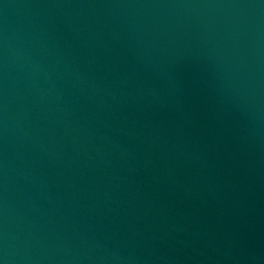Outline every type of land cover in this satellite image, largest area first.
<instances>
[{
	"label": "water",
	"instance_id": "obj_1",
	"mask_svg": "<svg viewBox=\"0 0 264 264\" xmlns=\"http://www.w3.org/2000/svg\"><path fill=\"white\" fill-rule=\"evenodd\" d=\"M0 264H264V0H0Z\"/></svg>",
	"mask_w": 264,
	"mask_h": 264
}]
</instances>
